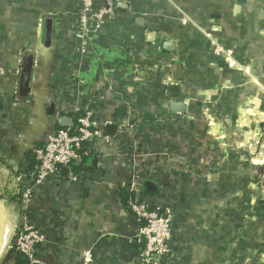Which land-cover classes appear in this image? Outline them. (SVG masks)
<instances>
[{
	"label": "crops",
	"instance_id": "0c3cea01",
	"mask_svg": "<svg viewBox=\"0 0 264 264\" xmlns=\"http://www.w3.org/2000/svg\"><path fill=\"white\" fill-rule=\"evenodd\" d=\"M106 23L87 59L75 0H0V264H20L26 224L44 234L36 264H136L123 188L175 211L188 264H264V0H126ZM90 106L89 164L27 197L32 149Z\"/></svg>",
	"mask_w": 264,
	"mask_h": 264
},
{
	"label": "built area",
	"instance_id": "2783aa9c",
	"mask_svg": "<svg viewBox=\"0 0 264 264\" xmlns=\"http://www.w3.org/2000/svg\"><path fill=\"white\" fill-rule=\"evenodd\" d=\"M125 1L75 0L76 30L81 37L80 55H85L87 59L101 56L97 48L103 43L106 19H113L117 15L119 5ZM95 5L99 6V9L96 10ZM96 110L90 106L87 110L79 111L81 114L77 112L76 123L56 130L41 146L32 149L34 159L27 170H32L33 187L26 191L27 197H31L34 189L44 186L62 169H71L92 156L95 139L104 136V129L94 112ZM130 205L139 224L136 264H162L171 251L169 247L172 240L173 215L169 210L161 213V208L150 210L146 203L137 199ZM14 237L16 252L30 264H36L37 247L44 240L43 232L32 224H26ZM82 263L93 264L91 252L84 253Z\"/></svg>",
	"mask_w": 264,
	"mask_h": 264
},
{
	"label": "rangeland",
	"instance_id": "374dc122",
	"mask_svg": "<svg viewBox=\"0 0 264 264\" xmlns=\"http://www.w3.org/2000/svg\"><path fill=\"white\" fill-rule=\"evenodd\" d=\"M159 208L162 209V212L161 213H166L169 210V212L173 215L172 218H171V221H172V228H171V230H172V240H171V245L169 247L171 251L167 255V257L164 259V261L162 262V264H188V262H189L188 261V259H189L188 255H183L187 259V261H186L185 259H181L180 254L178 253V251H176V245L179 244V241L180 242H181V240L182 241H185V238H182L181 240L180 239L177 240V238L175 237L176 227L182 221H180V220H178V218H176L175 211H173V209L167 208V211H165L166 208H165V210H163L164 209L163 207H159ZM5 213H6V210H5ZM6 215H7V213H6Z\"/></svg>",
	"mask_w": 264,
	"mask_h": 264
},
{
	"label": "trees",
	"instance_id": "16d2710c",
	"mask_svg": "<svg viewBox=\"0 0 264 264\" xmlns=\"http://www.w3.org/2000/svg\"><path fill=\"white\" fill-rule=\"evenodd\" d=\"M95 9H99V6L95 5ZM83 165H88L89 164V159H85L82 162ZM84 169L82 168V166L76 167L74 169L75 172L79 173L81 171H83ZM120 200H121V205L123 206V208H125L129 213H131L132 215L134 214L132 207H131V203H135L136 202V193L130 189L127 188H123L120 192ZM150 210H153L152 208ZM135 215V214H134ZM18 257H19V263L20 264H29L28 261L26 259L23 258V256L21 254L18 253Z\"/></svg>",
	"mask_w": 264,
	"mask_h": 264
},
{
	"label": "bare ground",
	"instance_id": "6f19581e",
	"mask_svg": "<svg viewBox=\"0 0 264 264\" xmlns=\"http://www.w3.org/2000/svg\"><path fill=\"white\" fill-rule=\"evenodd\" d=\"M12 236V225L0 204V255H2L9 245Z\"/></svg>",
	"mask_w": 264,
	"mask_h": 264
},
{
	"label": "water",
	"instance_id": "95a60500",
	"mask_svg": "<svg viewBox=\"0 0 264 264\" xmlns=\"http://www.w3.org/2000/svg\"><path fill=\"white\" fill-rule=\"evenodd\" d=\"M174 109L178 113H183L184 110H185V107L182 104L176 103L175 106H174ZM60 124H61V126L63 128H67V127H70L72 125V120L70 118L66 117V118L61 119ZM115 132H116L115 126H109L108 127V134H109V136L114 137ZM90 161L91 162H94V163L97 162L94 159H92ZM68 173H69V170L68 169H64V174L65 175H68ZM151 187H152L151 184H148V183H146L144 185L145 190L148 191V192H151V190H153V189H151ZM0 204L2 205L1 200H0Z\"/></svg>",
	"mask_w": 264,
	"mask_h": 264
}]
</instances>
